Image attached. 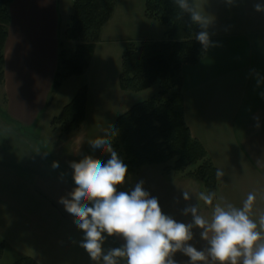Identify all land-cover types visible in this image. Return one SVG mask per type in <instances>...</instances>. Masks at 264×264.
<instances>
[{
	"label": "crops",
	"instance_id": "crops-1",
	"mask_svg": "<svg viewBox=\"0 0 264 264\" xmlns=\"http://www.w3.org/2000/svg\"><path fill=\"white\" fill-rule=\"evenodd\" d=\"M222 1L223 9H214ZM255 2L236 0L229 5L225 0H210L208 11L216 17L210 33L216 46L196 65L182 69L185 123L224 175L210 206L199 199L205 191L197 179L166 171L156 174L155 195L162 210L178 220L190 219L180 213L181 191L192 195L208 219L214 205L227 201L241 206L249 193L255 195L252 218L259 223L264 215V86L257 87L254 76V72L264 74V13L254 11ZM139 3L141 22H153L144 16L143 0ZM195 4L199 8V0ZM71 5L72 0H13L9 7L0 84V240L5 245L0 262L8 260L6 264L22 256L36 264H93L75 243L81 234L57 202L72 187L68 163L92 154L89 141L109 136L118 116L145 100L120 89L116 64L97 68L102 74L97 73L99 83L94 81L95 61L112 54L106 48L118 50L127 41L104 37L112 17L101 29L83 74L69 76L55 87ZM155 30L163 35V29ZM79 76H88L87 81L69 89L67 80ZM83 86L87 89L85 119L76 131L59 137L51 121ZM53 160L60 162L59 170L51 168ZM61 171L66 173L65 182L58 178ZM146 190L152 193L150 185ZM120 243L110 238L105 247ZM192 243L206 251L198 230ZM175 259L177 264L188 260L181 253Z\"/></svg>",
	"mask_w": 264,
	"mask_h": 264
},
{
	"label": "clouds",
	"instance_id": "clouds-1",
	"mask_svg": "<svg viewBox=\"0 0 264 264\" xmlns=\"http://www.w3.org/2000/svg\"><path fill=\"white\" fill-rule=\"evenodd\" d=\"M229 5L236 0H225ZM195 26V41L204 52L216 46L210 33L216 17L208 11L210 0L203 9L194 0H173ZM254 11L264 13V0H256ZM257 87L264 86V74L254 72ZM259 127V117H255ZM109 136L89 141L92 154H82L71 160L72 187L58 198V203L72 219L81 234L75 243L83 249L93 264H177L176 253L188 258L187 264H264V215L259 223L250 215L255 195L249 193L241 206L224 201L213 206L211 219L200 212L192 195L181 191L184 202L180 210L187 222L178 220L162 210L159 198L137 180L128 190H120L133 180L129 166L114 148ZM107 155L106 160L101 157ZM53 170L61 168L58 160L51 162ZM223 171L217 169L216 176ZM66 173H58L65 182ZM215 194L201 193L205 205H213ZM194 230L207 245L206 251L193 243ZM112 238L121 243L106 248Z\"/></svg>",
	"mask_w": 264,
	"mask_h": 264
},
{
	"label": "trees",
	"instance_id": "trees-1",
	"mask_svg": "<svg viewBox=\"0 0 264 264\" xmlns=\"http://www.w3.org/2000/svg\"><path fill=\"white\" fill-rule=\"evenodd\" d=\"M13 0H0V84L3 80L4 47ZM117 0H72L71 14L63 37L76 44L72 57L59 53L55 87L69 76L81 75L88 67L103 26L109 21ZM144 16L164 27L163 39L129 44L121 59L119 86L138 93L157 85V92L135 103L118 116L110 137L129 171L143 166L167 165L166 172L185 174L203 183L206 194L215 193L219 178L203 146L194 139L185 123L182 69L196 65L205 55L195 41V26L173 0H143ZM195 3V0H194ZM87 89L81 87L73 99L51 121L59 137L76 131L85 119ZM0 240V258L4 250ZM13 264H36L22 256Z\"/></svg>",
	"mask_w": 264,
	"mask_h": 264
},
{
	"label": "rangeland",
	"instance_id": "rangeland-1",
	"mask_svg": "<svg viewBox=\"0 0 264 264\" xmlns=\"http://www.w3.org/2000/svg\"><path fill=\"white\" fill-rule=\"evenodd\" d=\"M223 3H224L223 1L216 3V7H214V9H217V11H221V9H223V5H224ZM207 4H208L207 0H199V8L203 9L205 6H207ZM139 5H140L139 0H118L117 5L115 4L116 7L114 8L115 11H113L114 14L112 13L113 16H111L112 18L110 17L111 20L109 19L110 22L106 26L108 27L109 30H106V32L104 33V37L108 36L107 38H111V39L125 38L127 39V41L125 43L119 44L118 50L117 48H114V50H111L112 48H106L105 50L111 51L112 54L110 56L103 57L95 61L97 62V64H95V70H93L94 72L93 78H94V81L97 80L96 83L100 82L99 76L102 74V73L100 74V70L98 71L97 68L98 69L102 68V65L105 68V67L111 66L112 64L114 65L116 64L118 65L119 72H121L122 55H123L124 50L127 48L129 44L131 43L138 44L139 42H141L139 40H144L145 38L147 39L149 38L150 40L154 38H158L159 40L163 39V35H161L160 28L163 29L164 31V27H162L155 21L146 22L145 20V22H141L139 15H137V11L139 10ZM218 28L219 27H216L215 29H218ZM155 29H159L158 30L160 31L158 32L159 34L157 33V30ZM150 35H152V37H150ZM61 43H62L61 50L64 53V57L66 59H69L73 55L76 44L74 42L66 41L64 37H62ZM117 54H118V58L116 57ZM97 73H99V76ZM85 77L86 76H79V77L70 78V80H67L66 83H68L69 89H71L74 86H78L84 83L85 81H87V77L86 78ZM156 92H157V85H153L151 88L145 91L136 93L135 97L139 96V98L146 99L150 97L151 95L155 94ZM107 158H108L107 155H105L101 157V160H106ZM170 164L171 163L167 165L165 164L147 165V166L141 167L137 173L132 174L133 176L132 183L127 184L124 188H121V189L128 190V188H130L132 184H134L137 180L143 179V181L145 182L144 183L145 188L147 187V185H150L151 187L150 191H152L151 194L153 196H156L155 194H158V186H156L155 184L157 183L154 182V180L158 179L156 178L158 177L156 176V174L162 171H166L165 166H169ZM178 176H181L183 178L193 179V178L185 176V174L183 175L178 174ZM197 181H200V180L197 179ZM200 183L202 182L200 181ZM205 194H206V191H205ZM5 262H9V261L5 260V261L0 262V264H6Z\"/></svg>",
	"mask_w": 264,
	"mask_h": 264
}]
</instances>
